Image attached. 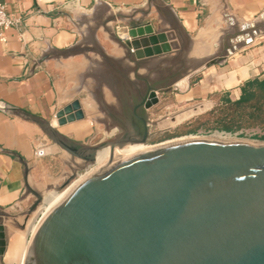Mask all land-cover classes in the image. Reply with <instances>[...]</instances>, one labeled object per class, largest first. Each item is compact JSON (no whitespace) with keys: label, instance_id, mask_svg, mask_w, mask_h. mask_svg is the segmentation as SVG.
I'll return each mask as SVG.
<instances>
[{"label":"crops","instance_id":"crops-1","mask_svg":"<svg viewBox=\"0 0 264 264\" xmlns=\"http://www.w3.org/2000/svg\"><path fill=\"white\" fill-rule=\"evenodd\" d=\"M1 1L20 18L17 27L0 31V241L15 240L4 251L5 264H20L39 223L28 211L36 197L27 184L48 204L87 163L47 141L34 118L55 128L56 118L69 119L57 130L87 146L93 129H119L107 115L119 107L116 81L163 79L167 60L203 63L226 34L237 30L246 41V25H264V0ZM225 58L193 87L183 75L173 88L188 98L218 92L239 99L247 80L264 78V36ZM26 212L20 233H11V222Z\"/></svg>","mask_w":264,"mask_h":264},{"label":"water","instance_id":"water-1","mask_svg":"<svg viewBox=\"0 0 264 264\" xmlns=\"http://www.w3.org/2000/svg\"><path fill=\"white\" fill-rule=\"evenodd\" d=\"M243 31L249 44L261 25ZM161 91L150 88L136 109L157 105ZM135 115L144 144L149 124ZM34 121L87 163L109 155L40 219L23 264H264V140L189 136L116 156L136 139L85 146ZM27 188L36 197L31 214L44 197Z\"/></svg>","mask_w":264,"mask_h":264},{"label":"rangeland","instance_id":"rangeland-1","mask_svg":"<svg viewBox=\"0 0 264 264\" xmlns=\"http://www.w3.org/2000/svg\"><path fill=\"white\" fill-rule=\"evenodd\" d=\"M259 34L261 36H264V25L261 26V32ZM243 36L244 35L237 30H233L231 33L226 34L222 39L221 46L216 52V55H214L212 59L206 60L205 62L200 64L195 63L188 65L185 58H179L177 60L173 59V62L171 63L169 62L170 60H167V68L162 69V72L159 73L160 76L161 74H165L166 77L160 80H152V85L154 87L162 89V91L160 92L162 101L152 108L145 109L143 111L144 115H146L148 119L149 124V137L147 142L143 145L149 147L173 139L189 136L240 137V135L244 134L243 138L254 139L256 135H264V128L259 126H248V122L242 123L244 124L242 129H240L235 134L226 133L218 129L225 122H230L231 118L230 115H227V112H223L222 110L217 109V107L221 105L222 98L225 93L217 92L214 94H210L208 97L200 96L188 98L184 97L185 94L182 93L181 90L173 88L175 80L179 77H182L183 75H188L187 79L190 87H193L199 81L202 72L206 68L213 65H218L219 62L223 63L226 59L225 57L237 53L238 49L241 46L247 45L245 44V38H243L241 41L237 39L238 37ZM216 44H219V42H217ZM235 47L239 48L237 50H234ZM229 51L233 52L230 54ZM164 71L165 73H163ZM59 113H61V110H59L56 115H58ZM56 120L61 122H59L60 125L56 127V129L59 128L60 130L64 131V126L69 123V119L65 117H58L56 118ZM195 128L198 129V132L196 134L185 135V132ZM119 134L120 129L109 128L103 125L97 130L93 129L92 135L86 140V145L93 146L100 143L109 142L114 140L117 136H119ZM43 137L47 141L54 143V141L45 133H43ZM94 164L95 163H86L85 167L77 172V176H75V178L71 180L69 185L89 174L92 169L95 168ZM59 172V170L56 171L57 174ZM68 187L69 186L63 188L60 192V195L64 194ZM49 206V203L45 205L41 204L39 208L35 210L31 215L34 214L36 216V219L40 221V219L43 217L44 212L47 208H49ZM28 214L29 213L26 212L24 216H22V220L19 223H15L17 221L11 222V233L12 230L20 233L24 222L23 220H25ZM9 238L12 239V237L7 236V238L1 241L0 264H5L4 251L6 250V247L9 244L13 246V244L15 243V240H10L11 242L9 243ZM10 250H8L7 253H9ZM25 250L22 254L20 264H22Z\"/></svg>","mask_w":264,"mask_h":264},{"label":"trees","instance_id":"trees-1","mask_svg":"<svg viewBox=\"0 0 264 264\" xmlns=\"http://www.w3.org/2000/svg\"><path fill=\"white\" fill-rule=\"evenodd\" d=\"M217 109L227 112V115L231 117L230 122H225L218 128L220 131L235 134L242 129L244 122H248V126L264 128V78L247 80L242 85L241 95L237 100H233L229 93H225L222 103ZM197 132L198 129L195 128L185 132V135L196 134ZM243 136L244 134L240 135V137ZM254 139L264 140V135H256Z\"/></svg>","mask_w":264,"mask_h":264},{"label":"flooded vegetation","instance_id":"flooded-vegetation-1","mask_svg":"<svg viewBox=\"0 0 264 264\" xmlns=\"http://www.w3.org/2000/svg\"><path fill=\"white\" fill-rule=\"evenodd\" d=\"M117 84V96L119 107L118 109L110 108L107 112V115L112 119L113 123L118 125L120 129V134L122 138L125 139H141L144 136L145 125L138 119L135 115L143 117L147 120L146 115L143 111L144 107H139L136 109V106L140 105L143 99L147 96L149 89L154 88L152 81L149 79H139L135 84L130 83L129 81L120 79L115 82ZM138 138V139H137Z\"/></svg>","mask_w":264,"mask_h":264},{"label":"bare ground","instance_id":"bare-ground-1","mask_svg":"<svg viewBox=\"0 0 264 264\" xmlns=\"http://www.w3.org/2000/svg\"><path fill=\"white\" fill-rule=\"evenodd\" d=\"M146 148H149V147L143 145V143L141 141H134L133 143H131L129 145H125V146H122V147H117L115 149V155L116 156L125 155V154H129V153L136 152V151H139V150H143V149H146ZM108 155H109V149H104V150L100 151L97 154L96 162L94 164L95 168L92 169V171H95L108 158ZM67 192H68V189L64 192V194L57 195V196L55 195L56 197L53 199V201H51V199L48 198L49 199L48 202H49L50 206H49V208L46 209V211L44 212L43 216L46 215L47 212H49L67 194ZM37 225L38 224H36L34 226L33 232L36 229ZM27 248H28V244H27L24 256H23L22 264L24 263V259H25V256H26Z\"/></svg>","mask_w":264,"mask_h":264},{"label":"built area","instance_id":"built-area-1","mask_svg":"<svg viewBox=\"0 0 264 264\" xmlns=\"http://www.w3.org/2000/svg\"><path fill=\"white\" fill-rule=\"evenodd\" d=\"M20 24V18L11 15L5 4L0 0V31L17 27Z\"/></svg>","mask_w":264,"mask_h":264}]
</instances>
